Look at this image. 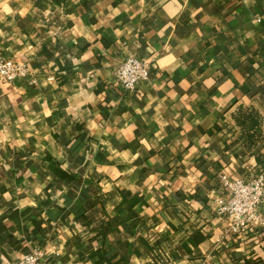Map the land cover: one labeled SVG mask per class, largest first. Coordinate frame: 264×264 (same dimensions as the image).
<instances>
[{
	"label": "crops",
	"instance_id": "0c3cea01",
	"mask_svg": "<svg viewBox=\"0 0 264 264\" xmlns=\"http://www.w3.org/2000/svg\"><path fill=\"white\" fill-rule=\"evenodd\" d=\"M0 54L31 70L0 97V264H264V203L217 214L222 173L264 170L231 116L264 113V0H0Z\"/></svg>",
	"mask_w": 264,
	"mask_h": 264
},
{
	"label": "built area",
	"instance_id": "2783aa9c",
	"mask_svg": "<svg viewBox=\"0 0 264 264\" xmlns=\"http://www.w3.org/2000/svg\"><path fill=\"white\" fill-rule=\"evenodd\" d=\"M151 63L131 52L117 69V85L124 92L134 93L142 80L150 78ZM30 66L11 57L0 54V97L6 86L30 73ZM220 192L217 198L220 218H229L236 230H245L257 221L260 216L257 206L264 203V173L254 176L230 178L225 173L220 175ZM42 244L37 243L28 253L10 264H48L44 257Z\"/></svg>",
	"mask_w": 264,
	"mask_h": 264
},
{
	"label": "trees",
	"instance_id": "16d2710c",
	"mask_svg": "<svg viewBox=\"0 0 264 264\" xmlns=\"http://www.w3.org/2000/svg\"><path fill=\"white\" fill-rule=\"evenodd\" d=\"M231 116L239 127L238 143L247 151H253L263 140L264 113L254 104L242 102L233 108Z\"/></svg>",
	"mask_w": 264,
	"mask_h": 264
}]
</instances>
